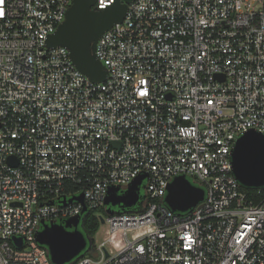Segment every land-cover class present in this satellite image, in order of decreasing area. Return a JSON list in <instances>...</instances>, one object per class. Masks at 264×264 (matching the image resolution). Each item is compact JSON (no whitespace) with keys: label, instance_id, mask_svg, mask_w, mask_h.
<instances>
[{"label":"built area","instance_id":"built-area-1","mask_svg":"<svg viewBox=\"0 0 264 264\" xmlns=\"http://www.w3.org/2000/svg\"><path fill=\"white\" fill-rule=\"evenodd\" d=\"M72 2L0 0V264H53L42 220L101 221L142 174L140 203L67 264H264V197L232 166L264 134V0H133L97 42L102 82L47 46ZM180 175L205 190L185 212L165 202Z\"/></svg>","mask_w":264,"mask_h":264},{"label":"water","instance_id":"water-1","mask_svg":"<svg viewBox=\"0 0 264 264\" xmlns=\"http://www.w3.org/2000/svg\"><path fill=\"white\" fill-rule=\"evenodd\" d=\"M133 0H115L106 8H97V0H73L65 19L47 39V46L66 47L70 57L82 73L92 81L102 82L107 78V69L96 55L97 42L101 35L115 23L123 21ZM14 159L9 157V161ZM233 173L244 187H264V134L250 130L240 136L232 151ZM146 174L137 177L122 193L119 186H111L106 198L107 213L114 207L130 211L144 197L141 194ZM205 190L195 185L184 175L175 177L167 187L165 202L173 211L185 212L203 200ZM74 200L84 202V194L63 199L64 204ZM87 211L83 208V214ZM101 218V222H104ZM82 217L46 222L37 232V240L49 249L53 264H67L75 258L88 254L92 247L91 237L80 228ZM21 245V238H14Z\"/></svg>","mask_w":264,"mask_h":264},{"label":"trees","instance_id":"trees-1","mask_svg":"<svg viewBox=\"0 0 264 264\" xmlns=\"http://www.w3.org/2000/svg\"><path fill=\"white\" fill-rule=\"evenodd\" d=\"M244 191L248 193V195L254 199V201H260L264 197V187L262 188H248L243 187ZM102 212H105L104 209H100ZM98 211V210H97ZM96 210H92L85 214L83 217L82 223L80 228L85 232V234L89 235L93 241V244L95 243V234L99 230L101 226V221L97 217Z\"/></svg>","mask_w":264,"mask_h":264},{"label":"rangeland","instance_id":"rangeland-1","mask_svg":"<svg viewBox=\"0 0 264 264\" xmlns=\"http://www.w3.org/2000/svg\"><path fill=\"white\" fill-rule=\"evenodd\" d=\"M141 194H145V188L144 186L142 187L141 189ZM114 209H118L117 207H114ZM107 215H109L108 213L104 214V216L106 217ZM104 217V218H105ZM108 231V223H104V222H101V226L99 228V230L97 231V233L95 234L94 238H95V242L98 244L100 241L103 240V237L104 235L107 233ZM107 247H111V248H114L113 246V243H107Z\"/></svg>","mask_w":264,"mask_h":264},{"label":"snow or ice","instance_id":"snow-or-ice-1","mask_svg":"<svg viewBox=\"0 0 264 264\" xmlns=\"http://www.w3.org/2000/svg\"><path fill=\"white\" fill-rule=\"evenodd\" d=\"M101 7H106V6L103 4L102 0H101ZM0 15H3V13L0 12ZM209 103H211V101H209Z\"/></svg>","mask_w":264,"mask_h":264},{"label":"flooded vegetation","instance_id":"flooded-vegetation-1","mask_svg":"<svg viewBox=\"0 0 264 264\" xmlns=\"http://www.w3.org/2000/svg\"><path fill=\"white\" fill-rule=\"evenodd\" d=\"M80 226H81V224H80Z\"/></svg>","mask_w":264,"mask_h":264}]
</instances>
